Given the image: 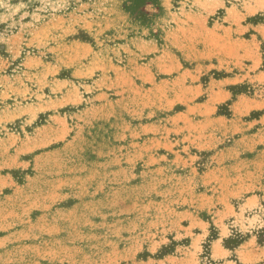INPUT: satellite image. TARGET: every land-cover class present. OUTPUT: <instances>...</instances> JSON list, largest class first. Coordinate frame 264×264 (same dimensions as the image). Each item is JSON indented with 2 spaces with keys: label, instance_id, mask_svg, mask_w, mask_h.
Wrapping results in <instances>:
<instances>
[{
  "label": "rangeland",
  "instance_id": "1",
  "mask_svg": "<svg viewBox=\"0 0 264 264\" xmlns=\"http://www.w3.org/2000/svg\"><path fill=\"white\" fill-rule=\"evenodd\" d=\"M0 264H264V0H0Z\"/></svg>",
  "mask_w": 264,
  "mask_h": 264
}]
</instances>
